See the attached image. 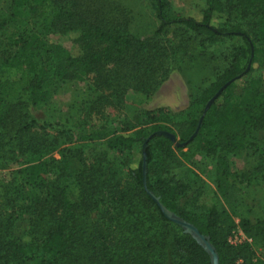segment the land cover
Segmentation results:
<instances>
[{"label":"trees","instance_id":"obj_1","mask_svg":"<svg viewBox=\"0 0 264 264\" xmlns=\"http://www.w3.org/2000/svg\"><path fill=\"white\" fill-rule=\"evenodd\" d=\"M67 1L8 0L12 16L24 10L41 20L43 30L42 37L31 34L11 44L13 56L23 65L15 82L21 83L18 94L24 97L25 109L43 101L51 81L98 75L101 86L107 87L116 79L110 69L115 66L141 70L146 77L152 71L149 64L153 56L158 57L161 50L158 48L156 54L145 50V43L126 33L119 22L111 20V15L78 11ZM170 1L148 0L158 21L156 32L163 33L170 25L179 26L190 33L198 47L235 39L225 54V67L196 98L201 107L197 117L170 121L159 116L162 108L141 111L139 128L106 137L105 148L114 156L112 163L106 154L86 158L77 151L73 157L78 166L72 172H67L64 154L58 160L42 159L46 151L40 150L46 148L24 143L19 153L31 151L34 155L33 163L26 167L24 185L34 193L26 203L15 196L0 204V264H167L168 260L172 264H210L206 252L179 226L163 217L142 186L140 150L149 135L144 148L146 190L162 207L208 238L217 264H264L255 258L250 247V243L264 246V219L254 224L246 220L235 223L225 214V209L235 202L239 188L227 181L223 159L218 157L216 192L203 211L197 204L201 186L199 191L192 189L177 176L186 169L183 147L193 146L212 157L237 145L250 144L249 137L264 130V91L260 90V80L245 79L253 65H264V0H206L198 19L173 16ZM219 15L224 19L214 23L212 20ZM166 77L153 87L143 88L144 83L137 82L134 90L150 97ZM230 80L204 113L196 135L185 145L174 146L168 138L154 134L165 131L176 142H185L205 102ZM13 85L14 82L2 80L0 72V130L6 125L9 132L13 130L4 146L40 129L32 118L28 122L17 120L20 110L13 105L12 94L17 93ZM42 129L47 136L48 132ZM133 151L137 157L126 163L124 158ZM256 169L264 170V158L259 159ZM67 179L76 189L74 201L66 197ZM191 189L193 198L187 197ZM19 216L28 217V240L24 243L11 233ZM236 229L250 243H229L228 238Z\"/></svg>","mask_w":264,"mask_h":264},{"label":"rangeland","instance_id":"obj_2","mask_svg":"<svg viewBox=\"0 0 264 264\" xmlns=\"http://www.w3.org/2000/svg\"><path fill=\"white\" fill-rule=\"evenodd\" d=\"M67 2L78 11L111 15V20L119 22L126 33L145 43V50L153 54H156L158 48L161 50L158 51V57L154 55L149 64L152 71L147 72L148 78L142 76L141 70L135 71L129 66L124 68L115 66L110 69L116 79L107 86L108 88L101 86L98 75L93 78L51 81L45 88L43 101L34 108L25 109L24 97L18 94L21 93L18 89L21 83L15 82L23 71V65L16 56H13L11 44L31 34L42 37L41 20L28 15L24 10L12 16L8 9V0H0V24L3 22V27L0 28L2 80L14 82L13 89H16L17 93L12 94L13 105L20 110V117L17 120L28 122L32 118L36 126L48 132L46 136L44 131L35 129L25 138L14 139L4 146L12 136L13 130L9 132L7 125L2 131L0 130V204L2 205L5 204V198L13 199L15 196L22 203H26L34 193V190L24 185H27L26 167L33 163L34 156L31 151L25 155L19 153L24 143L46 148L40 150L46 151L42 154V159L51 157L58 160L60 154H64L67 172H72L78 166L73 157L77 151L86 158L101 157L106 154V158L112 163L114 156L105 148L106 137L113 133H129L139 128L142 120L141 111L162 108L159 116L170 121L196 118L201 108L196 98L223 70L227 63L225 54L228 47L235 44L233 39L213 45L205 43L203 47H198L189 32L175 25H170L163 33L156 32L158 21L148 0H68ZM205 3L206 0H171L170 12L173 16L182 15L198 19ZM223 19L219 15L212 21L219 23ZM168 75L175 78L179 89L180 83L183 84L184 91L180 89L182 104L184 106L187 103L182 110L173 114L165 111L164 105L155 106L156 103L149 101V96L134 90L137 82L144 83L143 88L147 85L153 87ZM250 78H259L260 90L264 91V65L262 67L253 65L252 70L245 77L246 80ZM121 86L124 89L122 92H120ZM173 90L174 87L171 86V91ZM235 95L237 98V91ZM22 114H25V118H21ZM248 140L251 141L248 145L240 144L230 151L218 152L212 157H206L193 146L181 149L187 157L186 169L180 171L177 176L192 189L199 191L201 186L197 204L201 206L202 211L209 206L210 197L216 192L215 171L218 168V157H221L228 174L227 181L239 188L235 202L230 208L225 209V214L235 223L246 220L254 224L264 219V170L256 169L259 159L264 158V130L257 131ZM136 157L137 154L133 151L124 159L130 164ZM198 182H202V185ZM64 185L67 199L74 201L75 187L69 179ZM194 196L193 190L187 194L190 198ZM0 209H3V206H0ZM27 222V216H19L14 221L11 233L20 243L28 240ZM228 241L234 245L242 241L250 243L239 229L232 232ZM250 247L255 258L264 262V246L261 243H250ZM167 264H172V261L168 260Z\"/></svg>","mask_w":264,"mask_h":264},{"label":"water","instance_id":"obj_3","mask_svg":"<svg viewBox=\"0 0 264 264\" xmlns=\"http://www.w3.org/2000/svg\"><path fill=\"white\" fill-rule=\"evenodd\" d=\"M231 83V80L226 82L225 84H223L203 105L202 111L200 116L197 119L196 122V126L192 132V134L189 136V138L182 143H178L175 141V138L172 134H169L165 131H156L154 134H160L166 138H168V140H170L171 142L174 143V146H178V147H182L183 145H185L188 141H190L197 133L202 117L204 115V113L207 111V109L210 107V105L213 103V101L215 100V98L220 94V92ZM150 135L147 136L141 146V175H142V186L146 192V194L156 203V205L158 206L160 212L162 213L163 217L166 218L168 221L172 222L173 224L179 226L182 229V232L188 234L208 255L209 257V263L210 264H217V257L216 254L212 248V246L210 245V243L208 242V238L202 234H200L197 229L192 226L191 224L183 221L182 219L174 216L171 212H169L168 210H166L164 207H162L160 205V203L158 202L157 198H155L154 196H152L145 188V184H144V160H145V154H144V148H145V143L146 141L149 139Z\"/></svg>","mask_w":264,"mask_h":264},{"label":"crops","instance_id":"obj_4","mask_svg":"<svg viewBox=\"0 0 264 264\" xmlns=\"http://www.w3.org/2000/svg\"><path fill=\"white\" fill-rule=\"evenodd\" d=\"M171 86L174 90L171 91ZM180 89L184 91L182 83L179 85ZM178 88V84L173 76H169L159 85L156 91L149 97L150 102L157 105H164L171 113H176L184 108L182 104V91ZM186 91V90H185Z\"/></svg>","mask_w":264,"mask_h":264}]
</instances>
